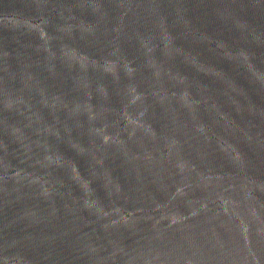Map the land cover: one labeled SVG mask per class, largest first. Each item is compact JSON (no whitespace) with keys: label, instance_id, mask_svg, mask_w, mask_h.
Returning <instances> with one entry per match:
<instances>
[{"label":"water","instance_id":"95a60500","mask_svg":"<svg viewBox=\"0 0 264 264\" xmlns=\"http://www.w3.org/2000/svg\"><path fill=\"white\" fill-rule=\"evenodd\" d=\"M0 264H264V0H0Z\"/></svg>","mask_w":264,"mask_h":264}]
</instances>
